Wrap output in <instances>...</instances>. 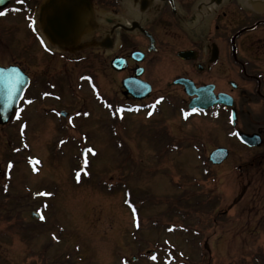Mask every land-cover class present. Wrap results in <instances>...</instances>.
<instances>
[{
    "label": "rangeland",
    "instance_id": "rangeland-1",
    "mask_svg": "<svg viewBox=\"0 0 264 264\" xmlns=\"http://www.w3.org/2000/svg\"><path fill=\"white\" fill-rule=\"evenodd\" d=\"M19 2L0 16V60L33 79L21 113L0 125V264H264V161L237 139L230 110L193 117L166 100L151 116L119 114L105 94L117 78L96 80L91 63L65 65L36 42L33 59L22 56L35 15H15ZM219 145L230 154L216 166Z\"/></svg>",
    "mask_w": 264,
    "mask_h": 264
},
{
    "label": "flooded vegetation",
    "instance_id": "flooded-vegetation-1",
    "mask_svg": "<svg viewBox=\"0 0 264 264\" xmlns=\"http://www.w3.org/2000/svg\"><path fill=\"white\" fill-rule=\"evenodd\" d=\"M17 1L22 5L14 10L15 15L31 11V17L26 18L35 15L39 19L41 5H51L53 0H11L0 10V16ZM243 3V0H90L85 28L76 30L70 40L55 41L61 46L58 56L65 65L91 63L95 79L100 73L117 78L119 87L113 85L110 93L105 94L127 106H145L151 103L147 100L160 99L172 100L173 105H166L171 113L177 114L179 105L189 108L197 96L188 95L185 86L176 82L179 78L192 81L197 88L212 85L217 95H232L233 106L221 103L203 111L197 109L193 117H211L209 114L216 112L218 118L235 109V126L243 130L244 119L248 118L252 126L243 131L257 134L260 139L258 145H242L257 150L260 154L256 152V157L264 161V117L246 109L256 101H264V10ZM49 14L44 13L43 17ZM76 23L74 19L71 24ZM30 25L33 27V23ZM14 30L10 39H14ZM35 35L34 41L23 46L22 56L31 60L35 42L40 47L39 33L35 31ZM4 48L9 51L10 47ZM46 48L49 58L52 50H56L55 45L46 44ZM115 58L119 59L118 65H113ZM0 65H18L29 74L26 66L18 62L0 60ZM59 76L54 80L60 86ZM227 159L213 165H222Z\"/></svg>",
    "mask_w": 264,
    "mask_h": 264
},
{
    "label": "water",
    "instance_id": "water-1",
    "mask_svg": "<svg viewBox=\"0 0 264 264\" xmlns=\"http://www.w3.org/2000/svg\"><path fill=\"white\" fill-rule=\"evenodd\" d=\"M9 2L10 0H0V9L8 5ZM89 7V0H53L51 5H43L42 12H50L44 29L49 32L52 41H56V38L65 39L68 37L69 22L76 15L84 19ZM78 20L81 21L80 18ZM29 81V77L18 66H0V124H7L14 117ZM179 82L185 85L188 94L197 95L190 104L191 108L205 109L221 102L229 105L233 103V99L229 95L219 94L216 96L212 92L211 86L196 88L190 81L180 79ZM240 138L249 145H258L260 140L255 134L248 136L241 133ZM227 156L228 149L218 148L211 153L210 160L214 163H221Z\"/></svg>",
    "mask_w": 264,
    "mask_h": 264
},
{
    "label": "bare ground",
    "instance_id": "bare-ground-1",
    "mask_svg": "<svg viewBox=\"0 0 264 264\" xmlns=\"http://www.w3.org/2000/svg\"><path fill=\"white\" fill-rule=\"evenodd\" d=\"M250 2V4L254 7V8H257V7H262L264 8V0H250L248 1Z\"/></svg>",
    "mask_w": 264,
    "mask_h": 264
},
{
    "label": "snow or ice",
    "instance_id": "snow-or-ice-1",
    "mask_svg": "<svg viewBox=\"0 0 264 264\" xmlns=\"http://www.w3.org/2000/svg\"><path fill=\"white\" fill-rule=\"evenodd\" d=\"M89 151H92L91 149H89ZM47 195H51V193H46ZM133 211H135V209H133ZM43 219V217H42Z\"/></svg>",
    "mask_w": 264,
    "mask_h": 264
}]
</instances>
